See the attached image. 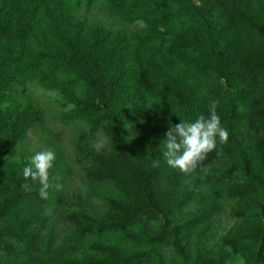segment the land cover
I'll return each instance as SVG.
<instances>
[{
  "label": "trees",
  "instance_id": "1",
  "mask_svg": "<svg viewBox=\"0 0 264 264\" xmlns=\"http://www.w3.org/2000/svg\"><path fill=\"white\" fill-rule=\"evenodd\" d=\"M83 1L89 10L100 0H0V220L34 212V219L0 228V254L7 256L0 264H182L163 259L160 248L184 259V241L212 218L214 212L182 217L200 184L220 197L230 193L231 214L249 225L191 264L233 257L264 264V0H104L126 24L142 20L143 33L90 28L76 17ZM192 80L212 89L200 94ZM34 88L58 92L72 107L56 119L83 130L74 147L86 179L118 189L107 200L109 212L72 215L80 231L60 248L34 240L30 227L44 218L49 197L39 196L38 181L24 178L28 161L16 158L28 132L45 123L30 97ZM214 100L227 143L217 141L179 176L186 186L159 200L161 181L176 180L160 136L166 139L180 120L207 116ZM132 129L147 133L146 146L133 144ZM100 134L109 139L104 154L88 146ZM142 223L151 232L144 238L132 230ZM112 233L144 249L126 254L103 242Z\"/></svg>",
  "mask_w": 264,
  "mask_h": 264
},
{
  "label": "rangeland",
  "instance_id": "2",
  "mask_svg": "<svg viewBox=\"0 0 264 264\" xmlns=\"http://www.w3.org/2000/svg\"><path fill=\"white\" fill-rule=\"evenodd\" d=\"M127 12L133 14L129 8ZM76 17L79 22L86 23L90 28L98 29L102 33H126V31L143 33L146 30V25L142 20L135 22L132 26L126 24L121 17L117 16L107 6L104 0H100L89 10L86 9L83 1V5L77 12ZM204 82L203 80H192L191 85L200 94H205L212 89V85L205 82L206 85ZM32 94L30 96L31 100L39 103L46 113L45 123L33 127L28 132L27 137L16 151V158L29 161L31 156L42 150H51L55 153L56 159L49 178L51 187L48 190L47 206L45 211L40 212L44 218H41L37 223L35 222L30 227V231L35 241L37 237L42 240L43 245H40L41 247L56 243L55 248H60L63 242L68 238L76 237L80 231L72 215L75 213L85 214L84 212H86L90 217H99L109 212L110 207L107 200L111 195L117 193L118 189L112 185H95L86 179L81 165L76 160L74 147L76 142L82 140L83 130L81 128L63 126L56 119L61 113L69 112L72 107L65 108L63 106L64 103L61 101L58 92H45L42 89L34 88ZM146 134L143 133V130H133V144L140 147L146 146L147 143L144 140ZM160 138L162 139L161 145H163L165 138L162 136ZM88 146L91 150L102 154L110 150L109 139L104 134H100L93 142H89ZM170 170H172L171 172L173 170L176 171V173L172 174L176 180L161 181L159 200H162L166 196L165 194L173 188L184 187L187 184L184 180H178L179 176L185 173L177 169L170 168ZM212 171L217 175L219 173L216 170ZM57 185H59V188H57ZM215 193L214 190L203 184L197 186L195 199L184 210L182 217L189 218L192 215L202 217L205 213L212 212L214 214L212 218L205 220L194 231L189 240L184 241L186 245L184 259L174 254L171 248L161 247L160 253L163 259L167 261L176 259L182 264H191L199 254L217 252L226 238L248 227L249 220L237 218L231 214L229 209V203H233L229 197L231 194L229 193L228 195L226 192H222V197H220ZM124 201L126 202L127 199L125 198ZM24 217L34 219V212L28 214L25 210L10 213L0 220V228L13 223L16 219H24ZM172 220L174 221V219ZM159 221L158 217L149 220L153 225ZM132 228L135 234L142 235L143 238L151 234L149 232L150 228L143 223ZM103 242L119 245L126 254L139 252L144 249L136 241H129L122 233H112L107 238H104ZM237 258H229L227 264H238ZM5 260H7V256L0 254V261Z\"/></svg>",
  "mask_w": 264,
  "mask_h": 264
},
{
  "label": "clouds",
  "instance_id": "3",
  "mask_svg": "<svg viewBox=\"0 0 264 264\" xmlns=\"http://www.w3.org/2000/svg\"><path fill=\"white\" fill-rule=\"evenodd\" d=\"M219 101H211L207 116L200 115L194 120L182 121L171 127L163 141V157L167 166L188 173L217 147V141L227 143L228 131L222 126L217 113ZM55 153L51 150L36 152L23 167L25 179L31 178L40 185L39 196L48 198L49 171L55 162ZM59 188V185H57ZM238 264H245L243 258H237Z\"/></svg>",
  "mask_w": 264,
  "mask_h": 264
}]
</instances>
